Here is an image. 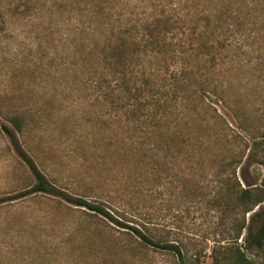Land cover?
<instances>
[{
  "label": "rangeland",
  "instance_id": "rangeland-1",
  "mask_svg": "<svg viewBox=\"0 0 264 264\" xmlns=\"http://www.w3.org/2000/svg\"><path fill=\"white\" fill-rule=\"evenodd\" d=\"M231 1L233 36L201 71L206 92L169 109L157 127L128 122L102 91L108 75L92 34H102L110 10L99 18L91 0H47L28 18L12 16L0 36V127L24 115L21 144L53 186L181 247L189 264H216L233 250L264 264V250L245 241L264 202L247 213L226 206L228 183L264 192V0ZM34 185L0 131V198ZM0 264L178 260L100 213L29 195L0 207Z\"/></svg>",
  "mask_w": 264,
  "mask_h": 264
},
{
  "label": "trees",
  "instance_id": "trees-1",
  "mask_svg": "<svg viewBox=\"0 0 264 264\" xmlns=\"http://www.w3.org/2000/svg\"><path fill=\"white\" fill-rule=\"evenodd\" d=\"M186 1L117 0L110 5L109 0H91L92 16L101 18L110 10L107 20L101 23L102 34L95 35L98 28L92 34L96 47L99 48L97 54L105 63L108 75L103 81L104 85H101L102 91L104 90L105 97L110 99L112 105L117 104L124 111L128 122H149L152 127L154 124L157 127L165 119L169 109L177 110L195 95L200 96L206 92L209 80L204 78L206 75L201 71L209 62L214 64L217 59L215 52L225 49L229 37L233 36L232 25L228 21L231 19L230 13L234 12V2ZM46 4L47 0H0V36L5 33V25L13 19L12 16L28 18L41 5ZM10 15L11 18H8ZM92 21H89L88 28L93 31L96 23ZM219 31L221 33L217 34ZM221 36L224 40H219ZM147 60L149 67L138 74L144 66L143 62ZM150 110L152 113H147ZM7 122L8 124H1L0 131L8 138L15 154L28 167L36 185L20 194L0 198V207L29 195L59 197L68 204L100 213L131 229L145 244L172 253L178 264H189L181 247L161 245L139 229L117 221L103 206L65 194L53 186L19 139V135L27 128L26 117L22 114L11 116L7 118ZM226 189L228 207L244 208L247 213L264 202V192L261 189H243L238 182L228 183ZM219 193L222 195L220 191ZM219 204L222 206L224 203ZM255 219L259 225L256 230H252V226L248 228L245 241L250 247L264 250V208L261 207L253 215L252 220ZM244 224L238 232L239 237ZM220 259L222 262L220 260L216 264H252L239 250H233L231 257L222 256Z\"/></svg>",
  "mask_w": 264,
  "mask_h": 264
}]
</instances>
